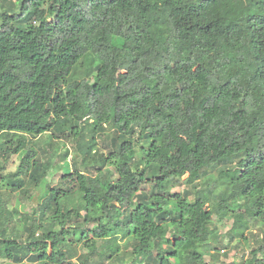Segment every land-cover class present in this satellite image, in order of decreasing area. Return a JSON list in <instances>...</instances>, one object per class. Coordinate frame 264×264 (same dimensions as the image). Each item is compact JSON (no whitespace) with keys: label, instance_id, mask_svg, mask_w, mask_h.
<instances>
[{"label":"trees","instance_id":"16d2710c","mask_svg":"<svg viewBox=\"0 0 264 264\" xmlns=\"http://www.w3.org/2000/svg\"><path fill=\"white\" fill-rule=\"evenodd\" d=\"M44 134L56 149L42 161ZM63 134L116 179L79 172L58 152ZM2 141L0 191L17 207L0 196V260L122 264L125 241L130 264H212V216L231 215L230 239L259 230L241 263L264 264V0H0ZM219 164L226 191L210 206L197 183ZM43 181L20 212L17 193ZM179 184L192 195H171Z\"/></svg>","mask_w":264,"mask_h":264},{"label":"rangeland","instance_id":"374dc122","mask_svg":"<svg viewBox=\"0 0 264 264\" xmlns=\"http://www.w3.org/2000/svg\"><path fill=\"white\" fill-rule=\"evenodd\" d=\"M75 69V68H74ZM73 69V70H74ZM77 73L76 71H73L70 76L66 79V83H71L74 80L77 79ZM79 80V79H78ZM111 129L106 128L105 131L101 134L99 133V136H96V151L103 155H107V149L109 148V142H108V136L110 135ZM101 139H98L100 138ZM59 139L58 141L60 142L59 144V148L60 150L58 151L59 154H63V150L66 148L70 151L68 160L70 162H75V168L82 173H85L87 175H98L101 176L102 179H111V180H115L117 175L114 169V166L110 165L113 164L111 161H109V163L106 165V167H100L99 165V161L94 158V159H90L87 158L86 159V163H83L79 157V155L77 153L74 152V145H75V141L73 140V138H68V134H63V136H58ZM107 137V138H104ZM88 138V137H87ZM86 138V139H87ZM56 141V144L57 142ZM3 142H0L1 145H3ZM36 151H37V157H41L42 161H44L45 157L47 155H49L50 153L54 152V150L56 149V146H54V148H50L48 147V136L47 134H44L40 137H38L36 140ZM97 153V154H98ZM2 157L0 156V163H2ZM20 162V157L18 156H12L7 165H6V171L7 173H13L16 171V168L18 167V164ZM70 168H72L70 165L69 167L66 166L63 170V167L59 168V171H57L53 177L49 178V182L52 186H54L59 179L61 178V175L64 171H68L70 170ZM229 168V167H227ZM231 168V167H230ZM74 169V168H73ZM98 169H100V171H98ZM221 166L220 164L216 166V168L212 169V170H208L206 171L201 179L199 180L198 184V188L201 189L205 195L208 197V204L211 206L213 204H216L219 201V197L218 195L220 194V192H225L226 189L225 187H223V185H221L219 182H217V178L219 175V172L221 171ZM187 177V175L182 177V180H185V178ZM44 187H45V182H41V184L39 185V188L36 190H33L30 187H25V194L23 195L22 191H19L17 193L16 191H13L14 193H17L20 197H22V202L20 203V212L24 213V212H30V208H31V204L35 205L39 199V197L41 196L42 192L44 191ZM5 188V187H4ZM23 189V190H24ZM152 189V184L150 182H146L141 190L143 192H150V190ZM241 189V184L238 182H235L233 184L232 190H240ZM189 191L190 194L192 195V193L194 192L192 189L189 188L188 185H183V184H179V185H175L174 187L171 188L170 190V194L175 196V195H182V191ZM228 192V191H227ZM12 193L9 192V190H4L1 189L0 191V196L2 198L3 201H6L7 199L10 198L11 202H9V206L12 208L13 206L17 207V204L13 201V197L11 195ZM31 195V198L28 199V196ZM24 196V197H23ZM31 201V202H30ZM233 226V218L231 217V215H227L226 217H224L223 219H219L217 218L215 215L212 216V227H215L218 231L219 237H220V244L217 245V259L213 261H211L212 264H242V260H245L248 256H249V252L252 248H254L258 241V229L251 226V224L249 225L248 229L246 231H244L243 235L246 237V241L243 240V237H239L237 235V237L234 238V240L230 239V236H232L233 234L231 233V228ZM88 229L92 227V225H88L86 226ZM125 241L121 242V252L120 255L122 257L121 259V263L122 264H130V256L127 255L128 254V248H123V246L125 245ZM101 250V249H100ZM104 250V248L102 249V251ZM76 257L74 259H72L73 263H77L78 259L77 256H79L80 254H84L86 253V249H83L80 246H77V250H76ZM209 260H211L210 256L206 255L205 256V261L209 262ZM1 264H12L11 262H7V261H3L0 260ZM110 264V263H107Z\"/></svg>","mask_w":264,"mask_h":264}]
</instances>
